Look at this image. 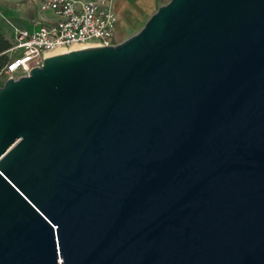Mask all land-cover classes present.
<instances>
[{"label":"water","instance_id":"95a60500","mask_svg":"<svg viewBox=\"0 0 264 264\" xmlns=\"http://www.w3.org/2000/svg\"><path fill=\"white\" fill-rule=\"evenodd\" d=\"M0 264H264V0H171L6 80Z\"/></svg>","mask_w":264,"mask_h":264},{"label":"built area","instance_id":"2783aa9c","mask_svg":"<svg viewBox=\"0 0 264 264\" xmlns=\"http://www.w3.org/2000/svg\"><path fill=\"white\" fill-rule=\"evenodd\" d=\"M40 9L52 12L56 22L38 23L31 31H16L8 51L13 57L0 73V87L10 78L17 80L28 76L33 68L42 67L55 50L120 44L115 39L117 16L110 4L96 0H46Z\"/></svg>","mask_w":264,"mask_h":264},{"label":"crops","instance_id":"0c3cea01","mask_svg":"<svg viewBox=\"0 0 264 264\" xmlns=\"http://www.w3.org/2000/svg\"><path fill=\"white\" fill-rule=\"evenodd\" d=\"M46 0H0V38L3 42L13 44L17 30L31 31L37 24H52L56 17L50 11L42 12L40 6ZM94 1V0H88ZM110 4L117 16L118 35L127 34L132 27L142 22L153 0H96Z\"/></svg>","mask_w":264,"mask_h":264},{"label":"rangeland","instance_id":"374dc122","mask_svg":"<svg viewBox=\"0 0 264 264\" xmlns=\"http://www.w3.org/2000/svg\"><path fill=\"white\" fill-rule=\"evenodd\" d=\"M171 0H153L152 2V7L148 10V12L146 13L145 17L142 19V22L135 25L134 27H132V29H130V31L127 32V34H125V36H121V35H118L117 36V42L118 43H123L125 41H127V39H129L130 37L134 36L135 34H137L138 32H140L142 29H143V26L145 25L146 21L153 15L155 14L157 11H158V8L161 7V6H165L167 3H169ZM81 46V45H80ZM80 46H76V47H80ZM74 47V46H73ZM9 51V50H8ZM6 51V52H8ZM68 51H71V48L70 50ZM68 51H56L55 53H51V55H54V54H63L64 52H68ZM3 53V55L9 59V61L12 59L13 57V54L8 52V53ZM57 52H62V53H57Z\"/></svg>","mask_w":264,"mask_h":264},{"label":"trees","instance_id":"16d2710c","mask_svg":"<svg viewBox=\"0 0 264 264\" xmlns=\"http://www.w3.org/2000/svg\"><path fill=\"white\" fill-rule=\"evenodd\" d=\"M9 49H11V44L7 43V42H3L0 38V73L2 71V69L7 65V63L9 62V59L6 58L3 53H5L6 51H8Z\"/></svg>","mask_w":264,"mask_h":264},{"label":"bare ground","instance_id":"6f19581e","mask_svg":"<svg viewBox=\"0 0 264 264\" xmlns=\"http://www.w3.org/2000/svg\"><path fill=\"white\" fill-rule=\"evenodd\" d=\"M80 48H85V47H83V46H80V47H76V46H74V47L71 48V51H72V50H80ZM56 51H61V49H59V50H55L53 53H55ZM63 51H64V50H63ZM57 53H62V52H57Z\"/></svg>","mask_w":264,"mask_h":264}]
</instances>
